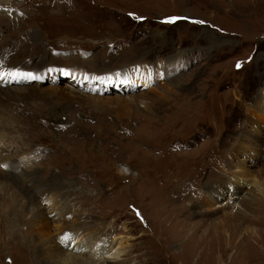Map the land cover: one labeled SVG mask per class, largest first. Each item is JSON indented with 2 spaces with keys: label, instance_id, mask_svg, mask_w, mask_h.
<instances>
[{
  "label": "rangeland",
  "instance_id": "374dc122",
  "mask_svg": "<svg viewBox=\"0 0 264 264\" xmlns=\"http://www.w3.org/2000/svg\"><path fill=\"white\" fill-rule=\"evenodd\" d=\"M8 1L0 14L25 33L7 42L35 50L22 54L37 77L0 96V229L21 222L32 253L19 256L71 264L69 231L100 247L73 251L88 264H264V192L235 190L264 171V0ZM234 212L257 231L225 251L211 223ZM10 247L0 264L19 260Z\"/></svg>",
  "mask_w": 264,
  "mask_h": 264
},
{
  "label": "bare ground",
  "instance_id": "6f19581e",
  "mask_svg": "<svg viewBox=\"0 0 264 264\" xmlns=\"http://www.w3.org/2000/svg\"><path fill=\"white\" fill-rule=\"evenodd\" d=\"M0 2H2L5 6L6 5H11V4H8L7 3V2H9L8 0H3V1H0ZM8 7H13V6H8ZM15 7H17V6H15ZM22 9H24V8H22ZM20 18H22L23 20H25L26 19V16L25 15H21ZM29 18H30V15H29ZM25 22H26V20H25ZM13 23H14L13 16L0 14V73H15V72L25 73V74L26 73H30L31 72L30 63L29 62L28 63L25 62L27 56L23 57V54L22 53L25 52V51H28L27 54H28V57H29V56H31V54L33 55V52L35 50L34 49H30V45H25L24 46L23 45V42H21V46L22 47H20L19 51H17L18 49H16L17 48L16 43H18V42H16V41L14 43L9 42V41L7 42V39H10V38H12L13 40H18V41L20 40L21 41L22 32L25 33V30H23L24 27H23V29L21 28L22 30L19 29V31H17V32H14V31L12 32V29L13 28H9V26H12ZM17 26H18V24H17ZM25 26H26V24H25ZM8 29H9L8 36H6V37L4 36L3 37V35H2L3 33L2 32L3 31L6 32V30H8ZM35 39H36V37H35ZM27 47H29V48H27ZM88 61H90V60H88ZM38 62H36V65H38L37 64ZM103 63H104V61H103ZM134 65L137 66V67H139L138 74L141 75V77L143 78V81L146 80L144 82H147V81L151 80V74H150L149 68L148 69L144 68L142 62L135 63ZM136 75H137V73H136ZM93 78H90V79H93ZM23 81L26 82V78L11 79V78L5 77L3 80H0V96L6 98L9 101L10 100V97L13 95L12 94L13 92L12 91H9V90H6L7 89L6 86H12V85L16 86L15 84H19V86H20V84H23L22 83ZM21 86H23V85H21ZM57 109H55V110H57ZM55 110H52V113H53L54 117L56 118V114H57L56 112L57 111H55ZM54 121H56V119H54ZM56 123H59V122H56ZM2 151H3L2 148H0V154L2 153ZM235 151H236V149L234 151H232L233 154L235 153ZM1 156H3V155H1ZM4 161H6V160H3V159L0 158V163H3ZM144 172L147 175H149L145 171V169H144ZM131 173L132 172L130 170V173H128V174H131ZM190 177H192V176H190ZM244 178H246V179H244ZM176 183H178V181H176ZM242 183L244 185H242ZM239 184H241V186L239 185V187L238 186L235 187L236 188L235 190H236L237 193H239L242 190L243 186H247L248 184H250V186L253 187L256 191L264 192V171H262L259 174V177L258 178H255L254 176L253 177H250V176H247V175H242V179H241V182ZM160 187H161V190H163V191H164V189L166 191L167 190L168 191L169 190L174 191L175 192L174 193L175 195L177 193H180V191H181L180 186H178V188L175 187V185L173 184V182H171L170 180L169 181H163L162 182V185H160ZM153 191L155 192V194H158L157 193V191H158L157 189H156V191L155 190H153ZM217 193H219V190L216 187V194ZM184 195H186V194H184ZM174 196L172 197V199L174 198ZM252 197L253 196L247 195L246 197H241L239 199L242 201V203L244 204V206H246V205L250 206L251 204L253 206L254 203L252 202V200H253ZM263 198H264V195L262 196V199ZM161 199H163V197H161ZM181 200H183V199H181ZM263 201L264 200H262V202ZM159 203H160V201H159ZM259 209H262V207H260V205H257V207H254L253 210L254 211H256V210L258 211ZM163 212H165V211L162 210L163 218H165V216H164L165 214H163ZM211 212H213V211H210V213ZM8 216L10 218L11 215L8 213V211H4V214L3 215H0V221L1 222H4V221L7 220V223H9L8 222V219H9ZM244 216H245V218H241V221L238 222L240 219L239 218H238L239 220L237 219V213L234 212V214H226L223 217V221L222 222L211 223L212 224L211 225L212 226V229L209 228V227H207V228H209V229L212 230V234H213L212 236L213 237H216L215 239H218L220 235H223V237L226 239L225 242H224V244L222 245V250H225L226 251V249L229 248V247H232V248H235V250H238V248L241 247L240 244L242 243L241 242V238H243V236H241V235H243L244 232H247V235H249L250 237H252L248 233L249 232L250 233H254V232L257 231V230H255L253 228H246V227H244V225H243V222L244 221H247V222H249V220L255 221V220H253V218L250 215V213H245ZM10 223H11L10 229H7V228H6L7 230H5V228H4V230H1L0 229V236L1 235L7 236V234H8L9 235L8 239L7 240L0 239V241H2L3 244L10 245L11 246L10 249H15V248H16V250L18 249L17 250L18 253L16 254V256H19V250H20L21 253H23L26 256V258L27 257H30L31 256V253H32L31 239L29 237H27L26 235H24L23 233H21L22 232V228L20 226L21 225L20 224L21 222L18 223V221H15V219H11L10 220ZM7 226H8V224H7ZM41 226L45 227L46 225L44 224V225H41ZM4 227H5V224H4ZM27 227H29V226H27ZM19 228H21V230H20L21 232H19ZM195 228L197 229V226H195ZM207 228L204 229V231L201 233V238L204 237V234L207 235V232L205 231V230H208ZM242 230H243V232H242ZM209 232H210V230H209ZM224 235H226V236H224ZM237 235H239V240H236V238H237L236 236ZM61 239L64 240V241L66 240L65 241V245L66 244L67 245L69 244L68 245L69 248H72L71 251H69V252L66 253V256H69L70 257V259H68V260L71 262V264H88L90 262L89 261L90 260L89 258H83V257L75 254V252H73L75 250H83V251H85L86 249H89V248H91L94 251L100 250V247H97L95 245V243H92L91 241H83L79 236L74 239V237L69 233V231H62V234L59 237L60 243H61ZM232 241H234V242L232 243ZM73 242H74V245H72ZM214 242H215V240L212 239V243H214ZM215 244H217V243H215ZM117 248H119V247H117ZM24 255L22 256L20 254V256H19L20 258H18L19 260H16L15 258H13V259L10 258L11 259V261H10L11 264H14V261H13L14 259L16 261H21L22 264H29L30 261L29 260H26V258L24 257ZM120 255H121V252L119 250L115 249V250H111L107 254H104L102 257H97V258L95 257V258L97 260H103L104 258L111 259V260H119V259H116V258H120ZM217 259H218V264H221V262H220V256L219 255H217Z\"/></svg>",
  "mask_w": 264,
  "mask_h": 264
},
{
  "label": "snow or ice",
  "instance_id": "6c2138e0",
  "mask_svg": "<svg viewBox=\"0 0 264 264\" xmlns=\"http://www.w3.org/2000/svg\"><path fill=\"white\" fill-rule=\"evenodd\" d=\"M129 15H133V14H129ZM141 19H143L141 17ZM187 20L189 19L188 17H178V16H172V17H167L165 18V20L163 21L164 23H175L179 20ZM194 23H205L204 21H193ZM241 66L240 62H237V68H239ZM49 72L52 71V69L48 70ZM5 77L11 78V79H16V78H30V79H36L37 77L35 75H33L32 73H19V72H15V73H0V80H3ZM0 167H7V165H0ZM125 171H127V169H125ZM137 216L140 217L141 213L139 211H137Z\"/></svg>",
  "mask_w": 264,
  "mask_h": 264
}]
</instances>
